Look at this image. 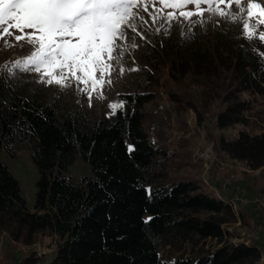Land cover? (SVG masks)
I'll return each mask as SVG.
<instances>
[{
  "label": "trees",
  "instance_id": "trees-1",
  "mask_svg": "<svg viewBox=\"0 0 264 264\" xmlns=\"http://www.w3.org/2000/svg\"><path fill=\"white\" fill-rule=\"evenodd\" d=\"M222 34L221 50L189 43L174 52L175 62L195 75L225 66L236 92L254 91L264 74L259 57L234 30ZM4 89L1 84L0 151L5 147L14 157L20 147L29 146L39 174L30 211L19 181L0 160V231L16 242L32 246L40 235L57 236L61 243L50 264H167L161 256L166 247L210 240L220 246L187 258L179 255L168 264H259L258 246L227 241L223 226L235 213L225 200L194 181L150 183L157 158L168 156L144 129L143 107L154 99L153 92L119 94L123 107L111 119L88 124L54 101ZM247 110L244 101L230 102L218 117V128L244 124ZM17 121L32 132L17 131ZM126 144L138 149L132 159ZM220 148L251 169L264 168V133L241 131L236 139H222ZM77 159L90 166L92 176L73 183L67 171ZM38 259L30 257L24 264Z\"/></svg>",
  "mask_w": 264,
  "mask_h": 264
},
{
  "label": "rangeland",
  "instance_id": "rangeland-1",
  "mask_svg": "<svg viewBox=\"0 0 264 264\" xmlns=\"http://www.w3.org/2000/svg\"><path fill=\"white\" fill-rule=\"evenodd\" d=\"M252 4L259 7L251 8ZM241 6L244 9L242 15L239 11ZM200 8L204 16H193V24L184 20L180 15L181 9L166 7L159 2L154 4L153 0H137L130 20L136 31L128 29L133 38L118 42L119 51L115 59H105L112 67L106 69L101 77L104 84L97 85V89L91 93L83 90L90 85L78 84L75 79L68 80L66 85L37 83L46 77L40 73L23 71L26 64L20 69V78L11 82V88L21 93L32 92L43 100L54 101L57 105L74 111L79 118L84 117L88 124L111 119L114 115L111 105H119V94L153 92L154 99L143 107L144 129L149 138L168 156L162 154L157 158L158 164L151 171L150 183L189 180L198 183L206 193L217 199H247L249 202L239 205L234 211L235 217L223 228L229 243L258 246L262 251L259 264H264V168L251 169L245 162L231 159L220 148L222 139H236L241 131L250 134L264 133V74L260 73L259 85L254 91L236 92L232 74L225 66L215 73L195 75L180 69L173 57L174 52L189 43L193 48L210 45L218 46L221 50L222 41H225L222 33L230 29L252 47L253 53L259 57L264 67V41L249 39L242 27V20L249 19L250 25H259L250 31L264 34V24L259 23L264 18V0H241V5H237L235 0H220L211 9L208 4H201ZM217 9L225 12L227 18L216 15ZM182 10L196 9L189 4ZM170 13L174 14L175 19H169ZM232 13L236 14V20L231 18ZM11 31L14 35H21L22 39L16 41L14 36L0 33V76L14 68L16 61L31 54L33 46L27 42V36H38L31 29H25L23 34L15 29ZM74 42L79 41L77 39ZM94 75L100 76V73ZM56 78L58 77L55 75L52 77L53 80ZM1 84L5 85L2 79ZM89 95L91 99L88 98ZM232 101H244L248 104L245 123L220 129L217 125L218 117ZM0 160L7 164L19 181L27 208L33 211L39 174L32 161L31 148L20 147L13 157L3 147ZM226 162H232L239 177L232 182L230 191L220 198L222 185L219 165ZM67 175L73 183H77L82 176H92V171L87 163L77 159L69 166ZM60 243L57 236L46 233L40 235L34 245L26 246L16 242L6 230H2L0 264H24L26 259L33 256L39 258L41 264H50ZM219 246L210 240L196 246L183 244L179 245L180 249L166 247L161 251V256L168 264L179 255L187 258Z\"/></svg>",
  "mask_w": 264,
  "mask_h": 264
},
{
  "label": "snow or ice",
  "instance_id": "snow-or-ice-1",
  "mask_svg": "<svg viewBox=\"0 0 264 264\" xmlns=\"http://www.w3.org/2000/svg\"><path fill=\"white\" fill-rule=\"evenodd\" d=\"M157 2L165 4L166 7L181 9L180 15L184 20L194 24L193 16L201 18L204 16L201 4H208L211 9L212 5L220 3V0H174V2L153 0L154 4ZM235 2L241 5V0ZM189 4L194 5L196 10L183 11L182 9L187 8ZM134 6H137V0H0V33L14 36L16 41H20L22 36L14 35L12 29L22 34L25 29H31L38 34L34 38L31 35L27 36V42L33 46L31 54L23 60L16 61L14 68L0 76L5 82L4 90L7 92L11 82L20 78V69L26 64L27 67H23V71L40 73L46 77L37 83L66 85L68 80L75 79L78 84L90 85L83 89L85 92L95 91L97 85L104 84L101 77L106 69L112 67L105 59L108 61L115 59L119 51L118 42L133 38L128 29L136 31L134 23H130ZM228 6L230 8L231 4ZM256 7L259 5H251V8ZM239 11L242 15L244 11L242 6ZM215 14L227 18V14L220 9H217ZM231 18L236 20V14L232 13ZM169 19H175L174 14L170 13ZM259 23L264 24V18L260 19ZM242 27L249 39L257 38L264 41V34L250 31L259 25H250L249 19H243ZM77 39L79 42H74ZM95 73H100V76H95ZM54 75L58 77L55 80L52 79ZM88 98L91 99V96ZM118 107L123 105L115 103L111 105L113 114ZM16 123L17 131L27 129L28 133L32 132L27 125H21L19 121ZM126 149L129 152V159H132L138 150L135 145L127 144ZM109 198L114 202L113 197L109 195ZM148 198H152L150 192ZM85 211H88L87 207ZM107 219L111 220L110 214ZM147 223L148 221H145L146 225ZM129 264H134V261H130Z\"/></svg>",
  "mask_w": 264,
  "mask_h": 264
},
{
  "label": "built area",
  "instance_id": "built-area-1",
  "mask_svg": "<svg viewBox=\"0 0 264 264\" xmlns=\"http://www.w3.org/2000/svg\"><path fill=\"white\" fill-rule=\"evenodd\" d=\"M219 172L221 173L220 177H221V185H222V193L221 194L219 193L221 195L219 197L222 198L223 197L222 194L228 193L230 191V186L232 182L239 177V174H237V170L235 166L232 164V162L221 163L219 165ZM226 202L234 212L237 210L239 205L247 204L249 201L244 198H236V199H227ZM35 264H41V263L38 261Z\"/></svg>",
  "mask_w": 264,
  "mask_h": 264
}]
</instances>
